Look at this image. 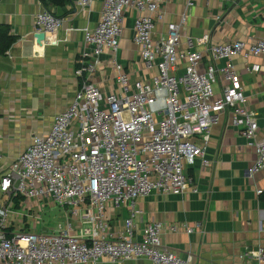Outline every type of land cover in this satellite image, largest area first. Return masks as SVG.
<instances>
[{
    "label": "built area",
    "instance_id": "built-area-1",
    "mask_svg": "<svg viewBox=\"0 0 264 264\" xmlns=\"http://www.w3.org/2000/svg\"><path fill=\"white\" fill-rule=\"evenodd\" d=\"M94 0H77L87 13ZM169 0H103L98 23L85 29V49L78 59L81 78L71 104L54 118L47 134H34L27 148L1 177L0 264H88L103 258L116 263L146 258L156 264H193L167 247L164 231H186L188 224L148 222L142 238L135 219L138 198L152 192L180 195L197 185L187 169L198 162L210 168L212 127L229 113L231 124L254 147L253 176L264 169V136L257 112L247 104L233 59L264 54V39L212 43L210 33L192 37L184 30L188 11L167 30L155 34ZM196 0H187L191 10ZM136 10L133 41L140 47L145 77L133 82L117 58L123 21ZM64 18L44 10L36 16L40 33L55 32ZM185 37V42H182ZM109 62L119 90L103 92L91 76ZM209 62L202 67L205 58ZM227 61L220 64V61ZM183 71L180 73V66ZM260 71L258 64L251 67ZM150 76H149V75ZM222 79L221 91L216 84ZM262 192V190H259ZM34 219L46 205L64 207L67 222L54 231L6 233L14 199ZM127 209L119 236H112L109 209ZM78 228V232H76ZM243 257L264 264V246L246 247Z\"/></svg>",
    "mask_w": 264,
    "mask_h": 264
},
{
    "label": "crops",
    "instance_id": "crops-1",
    "mask_svg": "<svg viewBox=\"0 0 264 264\" xmlns=\"http://www.w3.org/2000/svg\"><path fill=\"white\" fill-rule=\"evenodd\" d=\"M103 8V0H94L87 13L80 12L77 0L57 4L47 0H0V25L8 26L17 37L6 52H0V181L11 163L27 148L34 134H47L57 114L64 111L75 97L81 78L76 75L78 59L85 49V29L94 27ZM49 10L64 18L60 29L41 35L36 28L38 13ZM190 14L185 31L192 37L210 33L212 43L241 39L255 42L264 39V0H196L187 9V0H169L163 6L164 19L156 26V36L165 33L167 23ZM136 10L127 13L123 21L117 58L131 74V81L147 76L140 47L133 41ZM182 37V42H185ZM105 53V65L91 76L103 92L120 87ZM206 57L202 67L208 64ZM227 61H220L224 65ZM238 81L244 89L247 104L257 112L259 137L264 136V54L233 59ZM260 71H253V65ZM183 65L178 72L183 71ZM149 75V74H148ZM150 76V75H149ZM222 79L216 84L221 91ZM208 156L210 168L198 162L187 169L197 185L180 195L152 192L138 198L143 214L135 219L136 235L142 238L145 225L151 221L165 224H188L186 231H164V244L193 264H255L242 254L246 247L264 246V169L248 175L256 161V152L239 129L231 124L229 113L212 127ZM1 191V189H0ZM2 192V191H1ZM5 194V193H4ZM0 197L1 203L8 202ZM57 208V209H56ZM28 215L14 199L13 212L5 227L9 236L17 232H48L34 219L36 210ZM129 213L125 208L109 209L107 218L112 236H119ZM76 228V232H78ZM88 264H156L146 258L113 263L103 258Z\"/></svg>",
    "mask_w": 264,
    "mask_h": 264
},
{
    "label": "rangeland",
    "instance_id": "rangeland-1",
    "mask_svg": "<svg viewBox=\"0 0 264 264\" xmlns=\"http://www.w3.org/2000/svg\"><path fill=\"white\" fill-rule=\"evenodd\" d=\"M0 197L5 199L6 194L0 191ZM51 204L46 205L39 211L40 218L38 219V225L45 230H51V228H57L59 223L65 221V215L63 212H55L54 209H50ZM57 209V208H56Z\"/></svg>",
    "mask_w": 264,
    "mask_h": 264
},
{
    "label": "trees",
    "instance_id": "trees-1",
    "mask_svg": "<svg viewBox=\"0 0 264 264\" xmlns=\"http://www.w3.org/2000/svg\"><path fill=\"white\" fill-rule=\"evenodd\" d=\"M47 1V0H43ZM57 4H64L71 0H50ZM17 37L10 32L8 26L0 25V52H6L10 46L16 41ZM261 198L264 200V190L261 193Z\"/></svg>",
    "mask_w": 264,
    "mask_h": 264
},
{
    "label": "water",
    "instance_id": "water-1",
    "mask_svg": "<svg viewBox=\"0 0 264 264\" xmlns=\"http://www.w3.org/2000/svg\"><path fill=\"white\" fill-rule=\"evenodd\" d=\"M46 34H47V33H41V35H44V36H45Z\"/></svg>",
    "mask_w": 264,
    "mask_h": 264
}]
</instances>
